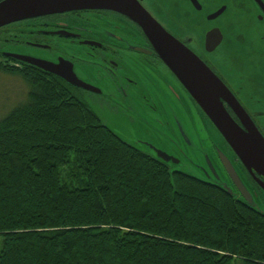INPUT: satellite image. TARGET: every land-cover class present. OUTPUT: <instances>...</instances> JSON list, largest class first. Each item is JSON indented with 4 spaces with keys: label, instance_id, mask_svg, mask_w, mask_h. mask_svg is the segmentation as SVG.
<instances>
[{
    "label": "trees",
    "instance_id": "obj_1",
    "mask_svg": "<svg viewBox=\"0 0 264 264\" xmlns=\"http://www.w3.org/2000/svg\"><path fill=\"white\" fill-rule=\"evenodd\" d=\"M12 75L31 89L0 120V264H264V215L128 146L65 83Z\"/></svg>",
    "mask_w": 264,
    "mask_h": 264
},
{
    "label": "flooded vegetation",
    "instance_id": "obj_2",
    "mask_svg": "<svg viewBox=\"0 0 264 264\" xmlns=\"http://www.w3.org/2000/svg\"><path fill=\"white\" fill-rule=\"evenodd\" d=\"M140 15L158 25L159 34ZM148 36L179 40L222 81L264 136V0H122L19 19L0 27V74L37 73L65 83L128 146L157 160L160 150L179 165L185 160L196 177L226 183L243 198L223 154L252 196L264 194ZM36 64L74 73L83 84L72 85ZM220 100L244 128L231 102ZM194 109L217 137L200 149L194 147Z\"/></svg>",
    "mask_w": 264,
    "mask_h": 264
},
{
    "label": "water",
    "instance_id": "obj_3",
    "mask_svg": "<svg viewBox=\"0 0 264 264\" xmlns=\"http://www.w3.org/2000/svg\"><path fill=\"white\" fill-rule=\"evenodd\" d=\"M117 1L122 2V0H6L0 4V27L27 17L75 9L81 10L107 5L112 6ZM123 8L125 9L127 7ZM128 9L131 10L130 8ZM140 17L148 25L152 33L159 34L160 27L158 25L156 26V24L151 23L147 18L144 19L143 15H140ZM148 37L156 45V49H158L166 64L179 76L199 106L222 134L225 141L241 161L243 167L264 191V136L256 127L255 123L244 112L242 106L222 81L179 40L173 36ZM36 65L44 70L64 77L72 85L81 86L83 84L77 79L74 73H70L69 75V73L65 74L59 69H50L42 64ZM220 97L231 102L232 106L242 117L245 125L244 128L232 118L221 102ZM156 156L159 161L168 165L173 173H187L175 168L180 163V160L176 157L161 150L157 152ZM221 157L226 171L243 198L237 197L226 183L225 185L212 184L217 185L230 196L264 215V211L256 205L255 197L249 192L246 184L231 161L223 154H221ZM211 168L214 170L212 166ZM187 174L211 183L193 174Z\"/></svg>",
    "mask_w": 264,
    "mask_h": 264
},
{
    "label": "rangeland",
    "instance_id": "obj_4",
    "mask_svg": "<svg viewBox=\"0 0 264 264\" xmlns=\"http://www.w3.org/2000/svg\"><path fill=\"white\" fill-rule=\"evenodd\" d=\"M29 91V86L20 77L0 74V120L6 117L18 105L24 103L27 100ZM193 131L194 147L197 149L210 146L211 140L217 139L213 135L212 130L210 133L208 126L199 117L195 109L193 110ZM175 168L197 175L196 169L185 160ZM255 203L264 211V194L261 193L255 196Z\"/></svg>",
    "mask_w": 264,
    "mask_h": 264
}]
</instances>
